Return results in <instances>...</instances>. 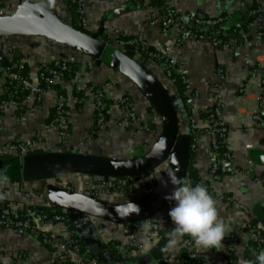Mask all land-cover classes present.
<instances>
[{"label":"crops","instance_id":"0c3cea01","mask_svg":"<svg viewBox=\"0 0 264 264\" xmlns=\"http://www.w3.org/2000/svg\"><path fill=\"white\" fill-rule=\"evenodd\" d=\"M31 1H45L61 18L72 20L64 0ZM21 2L0 0L7 14L14 12ZM253 4V0H85L84 5V29L90 32L101 30V39L106 42H113L121 36L137 37L149 48L164 52L185 75L187 88L185 101L181 102L175 96L174 82L166 77L158 64L138 56L146 59L143 65L175 97L181 120L180 132L187 130L192 140L193 149H189V154L192 168L199 179L197 184L204 186L215 199L218 218L226 227L225 238L235 236L238 239L232 250H228L224 240L220 249L210 247L197 250L194 243L189 247L184 245V237L172 235L175 225L168 211L175 202L170 201L153 217L162 224L158 237L154 239L148 237L140 227L134 230V226L130 228L91 216H81L73 221L66 211L69 223L56 222L47 226V229L58 238L76 236L73 237L77 248L67 252L60 253L54 238L44 243L27 230L0 228V262L161 264L163 261L165 264H188L187 260L193 254L199 260L198 264H239L241 259L257 264L256 254L264 251V244L256 245V248L253 242L247 240L244 230L248 224H255L264 230V124H241L239 121L245 109L258 103L257 93L260 80L264 77V38L259 35L264 22L250 20L254 14H260L264 19V0H260L256 7ZM170 11L179 15H226L228 18L216 30L196 28V33H203L207 37L198 38L194 35L179 41L176 27L163 30L161 26L162 18ZM230 27H235L241 41L214 46L208 36L217 30L225 33ZM56 59L77 63V72L70 77L60 76L56 81L57 87L49 90L38 106L28 96L21 112L10 105L0 110V160L12 157L6 153V144L31 139L40 141L33 153L69 150L119 159L141 156L153 145L158 136L159 117L153 109L149 111L150 104L145 95L123 74L102 62L95 64L85 54L45 37L26 34L0 36V65L13 61L14 66L22 60L26 76L35 84L40 82L39 68ZM5 77L0 75V95ZM95 85L102 86L108 101L113 102L98 128H94ZM218 89L221 94L220 122L228 129L224 143L231 158L225 162L228 171L211 181L209 167L213 159V137L207 130L206 117L214 106V94ZM59 93L66 96L79 93L82 98L81 103H70L67 107L69 135L66 142H62L54 128H45L53 117ZM123 95L130 97L138 122H122L123 112L114 102ZM241 97L243 100H237ZM153 116H157V119L154 120ZM151 124H155L156 129L149 128ZM76 175H72L74 177L71 179L59 177L49 181L74 190L86 177ZM63 179L71 183L65 181V184ZM41 183L11 181L0 177V199H5L14 212L27 202L31 205H51L40 193ZM134 188L137 187L133 186L128 196ZM132 234L133 249L129 255L117 253L114 244L130 240Z\"/></svg>","mask_w":264,"mask_h":264},{"label":"water","instance_id":"95a60500","mask_svg":"<svg viewBox=\"0 0 264 264\" xmlns=\"http://www.w3.org/2000/svg\"><path fill=\"white\" fill-rule=\"evenodd\" d=\"M71 19L64 21L45 1L22 0L14 12L0 15V36L26 34L45 37L64 44L110 66L131 80L145 95L160 120V132L153 145L141 156L119 159L90 155L69 150L34 152L0 160V177L11 181H42L40 193L51 205L63 209L75 221L91 216L114 224L138 222L153 216L169 201L174 189L170 178L186 179L190 135L180 132V117L175 97L163 83L138 60L118 47L101 39V30L86 33L75 28ZM247 18H245V22ZM219 26H199V30H216ZM161 141L164 146L159 147ZM165 165L155 186L145 196L124 202H114L93 194L69 190L51 183L50 179L71 174L99 177L137 176L151 173ZM132 202L138 213L126 214L125 205ZM161 264H165L163 261Z\"/></svg>","mask_w":264,"mask_h":264},{"label":"built area","instance_id":"2783aa9c","mask_svg":"<svg viewBox=\"0 0 264 264\" xmlns=\"http://www.w3.org/2000/svg\"><path fill=\"white\" fill-rule=\"evenodd\" d=\"M78 5V25L84 27L86 25V18L84 16V5L85 0H72ZM256 3H259L260 0H253ZM7 14L5 9L0 4V15ZM228 16L219 15V16H197L193 14H184L179 15L170 11L167 13L164 18L161 20V26L163 30H168L172 27H176L179 30V41L184 40L189 36H196L199 38L207 37L203 33L197 34L196 28L199 26H220L227 20ZM256 22H264V19L260 14L256 17ZM221 35H226L224 32L219 30L215 31L214 34L208 36L212 41L214 46H221L223 44H232L235 42V34H231L227 40L224 41ZM264 38V26L259 32ZM120 50L125 51L127 48L132 50L133 55L136 57L143 56L154 60L158 66L163 70L166 77L174 82L175 74H179L186 84L185 75L179 70V67L175 61L166 57L164 52L152 51L146 45L144 41L138 39L137 37H126L121 36L115 39L113 42H108ZM68 60L66 59H56L52 62L46 63L39 68L38 77L39 80L47 84L48 86L56 84L57 79L60 76H64V72L69 70ZM23 61H19V68H22ZM50 64V65H48ZM5 75L9 79L8 82L12 84L13 82L18 87H22L24 90H27L29 93V98H32L33 102L38 106L44 101V98L50 87L44 88L40 84L33 83L27 76L20 74L17 71H11L8 66H0V75ZM6 78V77H5ZM97 88L93 90L94 92V108H95V125L94 128H98L105 119L106 112L109 109L110 105L113 102H109L106 98V95L103 91L102 86H96ZM7 91V87L4 86L1 95ZM241 92L243 89L240 90ZM14 90L6 92L4 98L1 99L0 95V110L6 105L13 106L16 109H21L25 107L26 99H22L20 102L16 99L14 95ZM258 103L255 105L249 106L242 113L239 121L241 124L247 122L253 123H262L264 124V77L260 80L259 90H258ZM220 91H216L214 94V106L210 109L207 114L206 120L208 123V131L212 135L213 140L211 142V152L213 153V159L209 167L210 180L214 181L220 178L225 174L228 169L225 165V162L230 160L231 155L228 149H222L220 146L224 143L226 133L228 129L220 122ZM243 100V98H237V100ZM82 98L78 95L66 96L64 94H57L56 102L54 105V113L52 119L49 123L46 124L45 128H54L62 140L66 142L69 135L68 128V113L67 107L71 104L81 103ZM120 106L123 112L122 122L125 124H130L138 122V118L135 115L132 108V101L128 95H123L119 97L114 102ZM157 116H153V119L156 120ZM193 122V120H191ZM40 141L35 139L26 140V141H16L6 144V153L10 156H21L28 154L35 150L36 146ZM190 148L193 149V145L190 144ZM86 176V175H85ZM87 183L90 185V192H98L104 190V192L109 191H123L126 189H131L135 187H148L153 188L158 180L157 176L154 174L151 175L141 174L137 176H122V177H99V176H86ZM264 184V177L262 178ZM68 189V188H67ZM70 189V188H69ZM28 194V193H27ZM29 195V194H28ZM170 202V201H169ZM168 202V203H169ZM56 222H66L69 223V219L65 214H54L51 217H47L42 212L33 208V205L28 202L21 208L20 214L18 212L12 211L4 203H0V228H13L18 230H27L30 233L38 236L42 242L49 243L53 240H56L60 253L67 252L70 249L77 248V242L75 238L70 235L66 238H58L52 235V232L47 229V226H52ZM140 227L145 231L146 235L152 239L158 237V231L162 229V224L160 221H156L153 217H148L143 220L138 221L134 225V230ZM244 234L249 242L255 243L257 246L264 244V230L255 224H248L244 230ZM133 234L130 236V240L117 242L114 244V249L117 253L121 255H129L133 249ZM224 241L227 243L228 250L231 251L232 248L238 243V239L233 237H226ZM182 242L186 246H191L193 244L192 238L187 237L182 239ZM188 264H198L199 260L195 255H191L187 260ZM0 264H4L0 262ZM89 264H97L96 261H91Z\"/></svg>","mask_w":264,"mask_h":264},{"label":"clouds","instance_id":"9594fccd","mask_svg":"<svg viewBox=\"0 0 264 264\" xmlns=\"http://www.w3.org/2000/svg\"><path fill=\"white\" fill-rule=\"evenodd\" d=\"M164 142L159 147L162 149ZM175 186L165 199L174 201L168 216L175 225L172 235L176 238L189 236L197 250L222 247L226 227L218 218L216 201L202 185H192L190 181L170 178ZM138 206L129 202L125 205L126 214L138 213ZM257 264H264V251L256 254ZM239 264H253L250 260L241 259Z\"/></svg>","mask_w":264,"mask_h":264},{"label":"trees","instance_id":"16d2710c","mask_svg":"<svg viewBox=\"0 0 264 264\" xmlns=\"http://www.w3.org/2000/svg\"><path fill=\"white\" fill-rule=\"evenodd\" d=\"M64 3H65V5L69 8V10H70V13H71V17H72V20L70 21V23L75 27V28H78V29H80V30H82V31H84V32H86V33H91L89 30H87V29H84L82 26H80V25H78V17H79V12H78V5H77V3L76 2H74V1H72V0H64ZM253 3V2H252ZM258 5V3H256L255 1H254V4H253V6H257ZM255 9V8H254ZM11 13V12H10ZM258 15L257 14H254V15H252V17L250 18V20H256V17H257ZM64 21H68V18H62ZM220 32L222 33L223 32V30H220ZM198 34H200L199 32H197ZM225 34L226 35H221L222 36V38L224 39V41L225 40H227L228 39V37L231 35V34H235V37H236V41H238V42H240L241 40L239 39V36H238V34L236 33V29H235V27H230V28H228V29H226L225 30ZM150 50H152V51H156V50H154V49H151V48H149ZM72 50H74V49H72ZM76 51V50H75ZM77 52H79V51H77ZM128 56H130V57H132V58H134V59H136V60H138L141 64H143L145 61H146V59H148V58H141L140 59V57L138 58V57H134V55H133V52H132V50H130V49H126L125 51H124ZM90 60H93V58H90V57H88ZM144 60V61H143ZM13 64H14V62L12 61V62H10V63H8L6 66H8V68L11 70V71H17V72H19L20 74H22V75H24V76H26V73H25V66H24V63H23V65H22V68H19V65H18V63L16 64V65H14L13 66ZM68 64H69V70L68 71H65L64 72V77H70V76H72L75 72H77V63H75V62H72V61H69L68 62ZM145 64V63H144ZM48 65H50V64H48ZM1 66V65H0ZM51 66V65H50ZM174 77H175V80H174V84H175V86H176V97L177 98H179L180 100H181V102H184L185 100V96H184V93H185V90H186V84L183 82V80H182V78H181V76L179 75V74H175L174 75ZM8 78H7V76H6V82H5V84H4V86H6L7 87V91L6 92H9V91H15L14 92V95H15V97H16V99L20 102L22 99H26L28 96H29V93H28V91L27 90H24L21 86L19 87H17L16 85H15V83L13 82L12 84H10L9 82H8ZM39 84H40V86H43L44 88H46V87H50L51 89H55L56 87H57V85L56 84H53V85H47V84H45L44 82H42L41 80H40V82H39ZM97 85H95L94 87H93V90H95L97 87H96ZM6 92L3 94V95H1V99L2 98H4L5 97V95H6ZM169 92V91H168ZM170 93V92H169ZM59 94H61V93H59ZM171 94V93H170ZM76 95H79L80 97H81V94H76ZM23 108H21V109H18V111L19 112H21V110H22ZM148 109H149V111H151L152 112V108L149 106L148 107ZM149 128H151V129H156V125L155 124H151L150 126H149ZM157 132H158V135H159V132H160V125L158 124V128H157ZM191 142H192V140L190 139V144H191ZM220 148H222V149H228L227 147H226V145L224 144H222L221 146H220ZM32 153H33V151H32ZM192 163H191V153H190V163H189V166H188V172H187V175H186V179H188L191 183H192V185L193 186H195L196 184H197V181H199V179H198V177L196 176V173H195V171H194V169L192 168V165H191ZM164 167H165V165L163 164V165H161V166H159V167H157L156 169H154L151 173H152V175L154 174L155 176L157 175V178L159 179V177L161 176V173L163 172V170H164ZM71 175H76V174H71ZM78 175H80V174H78ZM185 179V180H186ZM184 180V181H185ZM152 189V188H151ZM150 189V190H151ZM130 189H126V190H124V191H119V192H121V193H123V195L124 196H128V194L130 193ZM99 193H101V194H99ZM105 193H107V192H104V190H101V191H98V192H91L90 194H93L94 196H97V197H99L100 198V196H102V195H104ZM111 194H115V195H117V192H113V193H111ZM121 202H124V201H121ZM0 203H4L7 207H9V203L4 199H0ZM10 208V207H9ZM33 208L34 209H36V210H38L39 212H42L43 214H45L47 217H51L52 215H54V214H56V213H58V214H65V211L63 210V209H60V208H57V207H55V206H53V205H48V204H44V205H33ZM163 209V208H162ZM161 209V210H162ZM160 210V211H161ZM20 211H21V209L20 210H18V211H16V212H18V214H20ZM160 211H158L157 213H159ZM157 213H155L153 216H151V217H155L156 216V214ZM66 215V214H65ZM137 222H131V223H128V224H122V225H125V226H128V227H130V228H132L135 224H136ZM75 238H76V236L75 235H73ZM187 238L188 236H184V238ZM254 245H255V247H256V244L255 243H253ZM257 248V247H256Z\"/></svg>","mask_w":264,"mask_h":264},{"label":"rangeland","instance_id":"374dc122","mask_svg":"<svg viewBox=\"0 0 264 264\" xmlns=\"http://www.w3.org/2000/svg\"><path fill=\"white\" fill-rule=\"evenodd\" d=\"M73 177L74 176H72V175H66L63 178H68V179L70 178L71 179ZM78 177H80V176H78ZM84 178H85V180L80 181L78 183V186L74 187V190L84 191V192H87V193H91L90 192L91 189L89 187L90 185L86 184L87 183V177H84ZM63 180H64L63 182L65 184L68 181L67 179H63ZM78 180H79V178H78ZM68 182L71 183V181H68ZM134 189L135 190L133 191V193L131 195H129V196H124L123 193H121L119 191H109V192L105 193L104 195L100 196V198L105 199V200H109V201H114V202H118V201H130V200L139 199V198L145 196L146 194H148L150 192V188H148V187H138V188H134ZM113 192H117V195L111 194ZM99 194H101V193H99Z\"/></svg>","mask_w":264,"mask_h":264}]
</instances>
